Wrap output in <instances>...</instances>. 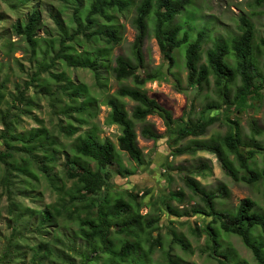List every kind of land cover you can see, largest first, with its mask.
<instances>
[{"label": "trees", "instance_id": "16d2710c", "mask_svg": "<svg viewBox=\"0 0 264 264\" xmlns=\"http://www.w3.org/2000/svg\"><path fill=\"white\" fill-rule=\"evenodd\" d=\"M62 1L65 6L73 7L69 21L71 33L63 30L58 18H54L55 24L60 27L58 51L54 61L51 59L52 63L46 64L53 45L50 44L45 49L42 55L44 63L38 64L32 79L40 88H45V84L49 82L45 80V84H40L39 75L48 73L57 60L68 67L90 70L97 84L103 86L100 69L110 68L108 54L121 42L119 28L112 25L114 14L123 13L134 6V0ZM255 2L257 6H261L264 0ZM191 3L192 0L138 1L133 20L136 35L131 47L132 58L118 56L114 60L115 66L111 68L117 82L130 80L134 87L121 86L113 96L106 97L103 101V105L109 109L105 124L120 129L116 144L108 138H100L97 126L91 123L98 110L95 96L90 94L87 87L72 84L63 73L48 74L54 82L66 81L67 84L60 89L68 103L61 105V99L52 93L50 96L55 98L49 101L50 106L68 121L75 118L79 125L88 129L74 139L68 150L44 127L19 132V113H25L24 107H30L33 102L26 97L30 85H15L14 93H8L7 80L0 79V107L6 96L11 98L10 106L4 111L0 109V122L3 126L0 131V144L3 146L0 151V181L5 187L11 207L17 210L19 205L12 200V188L15 186L13 180L18 178L16 181L19 184L32 188V180H37L35 171L43 174L48 184L58 193L59 202L44 210L31 211L30 217L36 218L32 227L35 233L40 234L50 226L57 227L60 219L65 229L68 223H73L75 230L63 237L69 241L68 250L79 257L78 264H98L101 260L104 264H153L154 247L160 245L158 239H153V233L158 231L159 219L142 216L141 199L120 188L116 181L117 177L135 175L138 167L146 166L143 152L137 145L135 122L144 123L148 116H156L163 122L166 133L171 136L167 142L172 149V156H193L198 152L213 155L225 175L234 182L261 184L264 187V143L255 140V135L258 136L261 132L254 120L250 123L252 137L248 142L242 139L237 119L230 122L231 126L224 136L210 141L198 140L206 135L209 127L219 121L220 112L238 115L246 106H253L262 98L264 60L260 62L259 57H264V39L256 44L253 23L247 17H240L239 34L228 40L220 39L215 42L205 51L204 63H201L202 47L208 39L207 29L197 30L193 36L190 26L186 30L175 22ZM12 28L15 35L24 39L34 54L38 43L36 34L41 28L39 11L33 10L24 22L17 21ZM150 33L156 40L164 65L161 69L146 72L142 48ZM79 36L93 45L104 42L107 48L93 52L85 49L82 53H76L71 44L79 43ZM176 50L183 53L186 82L192 91L200 93L210 86L212 79L214 99L205 103L196 120L191 116L192 105L180 119H174L168 109L149 98L142 90L147 83L159 81H171L179 90L180 82L171 73L176 63ZM120 99H128L137 104L130 116ZM74 114L76 117H72ZM60 128L66 137H72L77 131L70 122ZM141 135L154 143L163 138L150 125L141 129ZM189 138L191 139L185 145H178ZM57 154L64 158L62 174L72 184L68 189L64 184H58L59 180L51 174ZM124 155L137 167L127 169L123 162ZM257 156L261 158L259 165ZM203 171H210V168L201 164L193 174H201ZM183 181L203 205L189 211L174 209L169 203L164 208L176 218L192 214L209 219L201 232L206 235L211 246L210 257L218 264H244L219 241L221 234H224L240 238L256 263L264 264V213L256 210V203L251 199H244L233 212L218 210L215 208V200L229 195L224 186L219 187L216 192H206L191 176H185ZM64 198L67 200L64 201ZM183 198L181 192H171L169 201L182 203ZM255 230H259V237L258 234L254 235ZM61 236L62 233H57L55 241L61 243ZM76 240H80L81 244L74 250L71 245ZM174 243L183 250H188L187 243L180 237H175ZM50 246V243L41 242L31 247L32 263L41 264V258L62 259V262L69 258L55 255ZM7 255L10 256L8 253ZM169 256L166 255L169 264H180ZM67 264L75 263L68 261Z\"/></svg>", "mask_w": 264, "mask_h": 264}, {"label": "rangeland", "instance_id": "374dc122", "mask_svg": "<svg viewBox=\"0 0 264 264\" xmlns=\"http://www.w3.org/2000/svg\"><path fill=\"white\" fill-rule=\"evenodd\" d=\"M138 1L134 0V6L125 12L114 14L115 20L112 25L119 28L121 42L113 47L108 54V60L111 61L110 68L100 69L103 86L97 84L90 70L68 67L57 60L48 72L63 73L72 84L87 87L90 94L95 96L98 104L97 116L91 120V123L97 126L100 138H108L115 144L117 137L120 135V129L117 126H107L105 124L109 109L103 105V101L106 97L113 96L121 86L134 87L130 80L117 82L111 68L115 66L114 60L118 56L127 59L132 58L131 47L136 35L133 20L136 15L135 7ZM33 10L39 11L41 15V28L36 34L38 43L34 49V54L31 47L24 39L16 36L12 28L17 21L24 22ZM72 14L73 7L65 6L62 0H0V79L5 78L7 80L6 89L8 93H14L15 85L24 86L25 83L29 84L26 97L33 101L30 107H24L25 113H19L18 131L23 132L44 127L66 150L74 143V139L87 130L88 127L79 125L75 118L68 121L50 106L49 101L55 98L50 96L52 93L58 99H61V105L68 103V99L61 95L60 89V87L67 84L66 81L54 82L50 79L48 73L43 72L39 75V79H41L39 83L45 84V80H48L49 83H46L45 88L42 89L32 77L37 72L38 64L43 62L42 55L45 49L49 48L50 44L53 45V49L49 50L46 64L54 61L55 54L58 51L60 27L55 24L54 18H58L62 29L67 30L70 34L69 21ZM240 17H247L253 23L256 44L264 39V3L257 6L255 0H192L191 5L185 11H182L175 22L186 30L190 26L193 36H195L197 30L207 29L208 39L202 47L201 63H204L205 51L210 49L215 42L220 39L228 40L230 37L239 34ZM102 23L106 25L105 22ZM187 23L190 25H187ZM77 41L79 43L73 42L71 44L76 53H82L85 49L93 52L94 50L107 48L104 42L93 45L92 42L89 43L82 36H79ZM181 51L176 50L174 52L176 63L171 70L174 78L180 82L179 90L171 81L147 83L142 90L149 98L154 99L161 106L168 109L174 119H180L184 111L186 112L192 105L191 116L193 120H196L199 118V113L205 103L214 99V87L211 79L210 86L204 88L200 93L196 94L191 90L186 82L187 72ZM142 54L146 72L163 67L164 61L151 33L144 41ZM259 58L260 62L264 60L263 56ZM120 100L130 116L137 104L128 99ZM10 101L9 95L6 96L0 107L1 111L10 106ZM72 117H76V115L74 114ZM219 117V121L209 127L206 135L198 140L210 141L213 138L224 136L231 126L230 122L237 119L243 141H250V137H252L250 123L251 120H254L256 127L261 132L260 135H255V140L258 143H264V92L262 98L255 105L246 106L241 114L233 115L223 111L220 112ZM69 122L77 129L72 137H66L60 130V126L64 127ZM146 125H150L163 138L156 143L143 138L141 129ZM2 130L3 126L0 122V131ZM135 133L137 145L143 152L146 166L138 167L135 175L117 177L116 181L120 188L133 195H138L141 199L140 214L142 216L159 219L158 231L153 233V239H158L160 245L154 247L155 253L152 256V263L169 264L166 259V255L169 254L172 260L178 261L180 264H218L210 257L211 246L208 244L206 235L201 232L204 223L209 222V219L202 215L192 214H189L191 216L188 217L176 218L165 210L164 205L169 203L174 209L180 211H189L193 207L203 205L199 197L193 194L184 184L183 178L191 176L200 183L206 192H216L221 186L227 189L229 193L227 198L215 200L216 209L233 212L240 201L251 199L256 203V210L264 213V187L261 184L247 185L242 182H234L225 175L213 155L198 152L193 156H172V149L169 148L167 142L171 136L166 133L163 122L156 116H148L144 123L135 122ZM190 139L180 142L178 145H185ZM2 150L3 146L0 144V151ZM260 159V156L256 157L258 165ZM123 162L127 169L137 167L125 155L123 156ZM63 164V156L57 154L51 174L59 180L58 184H64L68 189L72 184L67 182L62 174ZM201 164H205L210 168V171L193 174L195 168ZM35 173L37 180H32V188L19 184L16 181L18 178L13 180L15 186L12 188L14 193L12 200L19 205L17 210L11 207L5 187L0 181V264H33L31 261V247H35L41 242L50 243L55 255L58 254L64 258L69 257L65 262H62V259L55 260L51 257L41 258V264H67L68 261L78 264L79 257L68 250L69 241L63 237V235L69 236V233L75 230L73 223H68L65 229L61 225L62 219H60L57 222V227L50 226L40 234L35 233L32 227L35 225L36 218L30 217L31 211L44 210L49 205H56V202H59L58 193L48 184L43 174L37 170ZM26 188L27 190H25ZM171 192H181L184 196L183 202L169 201ZM66 200L64 198V201ZM16 219H19V221L16 222ZM57 233L60 235L62 233L61 243L55 241ZM257 234L259 237V230H255L254 235ZM175 237H180L187 243L188 250L185 251L175 244ZM219 241L223 243L227 251L238 257L244 264H257L240 238L221 234ZM80 244L81 241L76 240L74 244L70 245L75 250ZM7 253L10 256H6ZM98 264H104V261L101 260Z\"/></svg>", "mask_w": 264, "mask_h": 264}]
</instances>
